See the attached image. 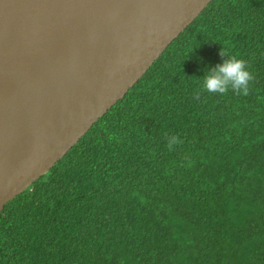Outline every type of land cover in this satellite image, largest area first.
Here are the masks:
<instances>
[{
	"label": "trees",
	"instance_id": "16d2710c",
	"mask_svg": "<svg viewBox=\"0 0 264 264\" xmlns=\"http://www.w3.org/2000/svg\"><path fill=\"white\" fill-rule=\"evenodd\" d=\"M222 46L248 63L249 94L197 100ZM0 264H264V0H210L7 201Z\"/></svg>",
	"mask_w": 264,
	"mask_h": 264
},
{
	"label": "water",
	"instance_id": "95a60500",
	"mask_svg": "<svg viewBox=\"0 0 264 264\" xmlns=\"http://www.w3.org/2000/svg\"><path fill=\"white\" fill-rule=\"evenodd\" d=\"M210 0H0V208L45 174Z\"/></svg>",
	"mask_w": 264,
	"mask_h": 264
},
{
	"label": "clouds",
	"instance_id": "9594fccd",
	"mask_svg": "<svg viewBox=\"0 0 264 264\" xmlns=\"http://www.w3.org/2000/svg\"><path fill=\"white\" fill-rule=\"evenodd\" d=\"M219 54L224 59L211 68H205L201 88L195 93L197 100L200 98L201 93L205 91L220 95L227 94L229 90L236 95L247 96L249 94L250 84L255 77L250 71L248 63L243 58L232 54L225 46L221 47ZM180 142L176 136L167 138L170 150Z\"/></svg>",
	"mask_w": 264,
	"mask_h": 264
}]
</instances>
